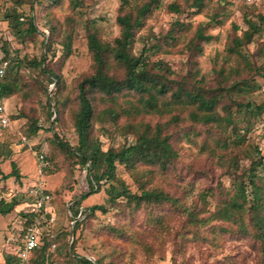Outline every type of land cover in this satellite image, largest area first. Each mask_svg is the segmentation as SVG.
<instances>
[{
    "label": "rangeland",
    "instance_id": "374dc122",
    "mask_svg": "<svg viewBox=\"0 0 264 264\" xmlns=\"http://www.w3.org/2000/svg\"><path fill=\"white\" fill-rule=\"evenodd\" d=\"M30 1L32 3L20 6L19 11L34 17L39 29L38 35L34 39L26 40V43H21L8 28L2 13L5 8L13 5L14 0H0L1 43L7 39L14 52L19 50L21 58L41 57L42 53L46 52L42 43L45 35L49 34V38L56 42L60 41L64 29L68 27L67 17L74 16L76 24L72 53L67 56L66 50L56 49L47 54V63L62 76L65 85L61 95L68 98V103L62 106L59 121L54 125L55 131L62 139L75 144L77 134L74 130L72 110L77 107L76 86L80 79L93 72L86 26L94 23L103 38L108 40L118 36L120 27L116 17L122 0H82L83 5L78 12L73 11L71 0ZM144 1L129 0L132 6L140 5ZM217 1L219 0H213V3L200 14L193 16L190 13V17H180L170 11L168 5L173 2L184 5L186 0H158V6L145 18L144 25L137 33L138 39L141 36L146 37L151 60H164L170 64L174 71L171 76L173 79L198 84L206 89H216L227 87L235 80L252 75L247 72L242 76L237 74L240 61L237 56L229 55L226 51L230 38L237 32L241 33V30L235 29V24L245 27L243 15L250 1L221 0L226 1L223 5L228 11L220 14L216 21H211L210 25L205 27L206 33L213 38L202 43L203 54H199L197 50L191 51V38L199 26L212 16ZM257 3L255 11L264 12V0H258ZM176 19L190 21L192 25L188 33L185 35L181 33L185 39L155 50L153 45L167 35ZM52 26L56 28L54 33L51 31ZM143 45L140 40L136 41L134 50L142 49ZM257 47L254 43L246 44L242 50L261 64L263 59L257 56ZM6 60L9 62L6 76L17 78L21 75L26 85L21 82V90H15L3 103L9 118L6 126L0 124V142L9 143L13 154L3 160L1 169L4 173L10 172L11 163L15 161L22 175L20 180L11 177L3 182L6 184L4 195L8 199L14 195H24V202L13 212L0 214V264H6V255L19 253L21 232L26 221L23 213L30 211H39V215L33 219L34 226L41 236V243H44L43 236L46 235L49 240H56L50 251H54L56 243L72 244L75 240V251L78 255L93 261L101 258L105 264H264L262 254L247 238L223 234L217 236L215 242H206L195 237V228L190 224L187 215L168 204L162 205L159 207L160 210L156 209L152 213L140 210L132 216L111 206L106 200L104 189L83 199L81 195L89 190L88 172L75 158L56 149L52 142L53 130L48 129L51 124L44 88L48 86V91L52 95L55 83L48 84L45 79L37 76V71L28 66L20 67L12 58ZM254 77L262 88L250 92L235 91L232 96L240 101L249 99L263 101L264 76L257 74ZM181 113L179 112L180 115H184L174 123L168 122L169 115L136 118L121 115L118 124L112 119L96 121L93 133L106 150L109 146H118L127 141V138L133 139V133L126 132L125 135L120 133L128 124L137 126L151 124L154 128L158 123H167L165 133L170 136V142L178 152L174 166L165 173L151 166H141V169L151 171L149 173L151 182L147 184V188L159 187L178 197L180 203L189 209H194L200 207L201 190L209 186L217 187L224 167L220 162L200 152L198 143L204 136L202 134L199 137L194 136V132L203 130L201 126L185 120L187 113ZM12 116L19 118L14 119ZM32 117L38 119L41 130L34 129ZM54 117L55 115L52 119ZM257 144L264 148V126L260 122L254 126L248 139V147L252 150ZM241 165L248 166L249 160L242 159ZM119 173L133 192L140 191L130 172L120 166ZM41 190L48 191L51 198L43 202L44 211L40 213V208L34 203L41 198ZM81 200L80 213L74 219L70 206ZM95 204H104L107 207L106 212L96 210L90 215L88 209ZM209 208L214 211L215 202ZM152 214L159 215L163 221L153 222ZM77 223L79 226L73 231ZM213 223L219 224L222 221L215 219ZM112 226L122 227V233L114 231ZM200 229L206 232L203 228Z\"/></svg>",
    "mask_w": 264,
    "mask_h": 264
},
{
    "label": "trees",
    "instance_id": "16d2710c",
    "mask_svg": "<svg viewBox=\"0 0 264 264\" xmlns=\"http://www.w3.org/2000/svg\"><path fill=\"white\" fill-rule=\"evenodd\" d=\"M28 2L31 1L14 0L11 7L2 11L8 28L21 43L34 39L39 33L34 17L19 11V7ZM225 2L221 0L215 2L217 5L213 9L212 16L199 26L190 40L191 51L197 50L199 54H203L202 43L209 42L213 38L206 33L205 27L209 26L211 21H216L220 14L228 11L223 5ZM257 2L258 0L249 3L243 15L245 27L235 24V29L241 30V33L234 34L226 45L228 54L237 56L240 61L237 74L242 76L247 72L252 75L235 80L227 87L216 89H206L198 84L175 80L171 77L174 71L168 62L151 60L146 37L141 36L138 39L137 33L144 25L145 18L158 6V0H145L136 6L130 5L129 0H122L116 17L120 33L112 40L103 38L94 23L88 24L86 37L93 72L80 79L76 86L77 107L72 110L74 130L77 134L75 144L62 139L55 131L54 125L59 121L62 106L68 103V98L61 95L65 85L62 76L47 63V54L56 49L66 50L67 56L72 53L76 24L74 16L67 17L68 27L64 29L60 41L51 40L49 34L45 35L42 43L46 52H43L41 57L21 58L19 50L14 52L10 48L9 41L5 39L1 43L2 37H0V62L12 58L20 67L28 66L37 71V76L45 79L48 84L55 83L52 95L48 91V86L44 88L48 119L51 124L48 129L53 130L52 142L56 149L75 158L78 164L86 168L89 190L81 195L83 199L104 189L106 200L111 206L132 216L140 210L152 213L156 209L160 210L159 207L162 205L168 204L187 215L190 224L195 228V237L206 242H215L216 237L223 234L235 238H247L264 258V148L259 144L255 145L253 150L248 147L249 134L254 126L258 122L264 126V100L240 101L232 96L235 91L250 92L262 88L254 77L257 74L264 76V12L255 11ZM212 3L213 0H186L184 5L173 2L168 8L180 17H190V13L193 16L200 14ZM71 5L73 11L78 12L83 2L71 0ZM191 28L190 21L174 20L167 35L158 39L153 45L155 50L162 49L164 45L170 46L183 41L185 38L181 33L185 35ZM51 31L52 33L56 31L55 26L51 27ZM138 40L144 45L142 49L135 51L134 44ZM252 43L258 46L257 56L263 59L261 64L242 50L244 45ZM21 82L26 85L21 75L17 78L5 76L2 81L0 103L3 104L6 97L19 90L22 86ZM176 111L187 113L185 120L201 126L203 131L194 132V136H204L198 143L200 152L220 162L224 167L217 187L209 186L201 190L200 207L194 209H189L188 206L180 203L178 197L159 187L147 188V184L151 182L149 178L151 171L141 169V166H151L165 173L174 166L178 152L171 144L170 136L165 133L167 123H158L154 128L151 124L138 126L128 124L120 133L123 135L126 132L133 133V139L127 138V141L118 146H109L106 150L93 133L96 121L112 119L118 124L121 115L134 118L169 115L168 122L174 123L184 115ZM31 122L36 131L42 129L38 119L32 117ZM12 154L13 150L9 143L0 142V214L2 215L13 212L24 202V195H14L10 199L4 195L6 184L3 182L11 177H15L16 180L22 177L15 161L11 163L10 172L4 173L1 169L3 160ZM242 159L249 160V165H241ZM120 166L132 174L138 183L139 192H133L129 188L119 173ZM81 202L82 200L74 202L70 206L74 219L80 213ZM213 202H215L214 211L209 208ZM88 210L91 215L96 210L106 212L107 207L104 204H95ZM43 211L44 205L40 207V213ZM38 212L23 213L26 221L21 232L20 247L23 245L24 232L28 227L35 225L33 218L39 215ZM160 218L155 214L151 217L155 223L159 222ZM215 219L222 223L214 224ZM78 226L79 223L74 225L73 231H76ZM200 228L206 232H202ZM112 229L119 231V234L123 230L122 227L114 226ZM38 238L39 246L30 252L28 258L30 264H105L101 258L93 261L78 255L75 251V240L72 244L56 243L54 251H50L56 240H49L46 235L43 236L44 243H41L39 231ZM5 261L6 264L22 262L18 252L6 255Z\"/></svg>",
    "mask_w": 264,
    "mask_h": 264
},
{
    "label": "built area",
    "instance_id": "2783aa9c",
    "mask_svg": "<svg viewBox=\"0 0 264 264\" xmlns=\"http://www.w3.org/2000/svg\"><path fill=\"white\" fill-rule=\"evenodd\" d=\"M247 1H255V0H247ZM9 62L7 60H3L0 62V92L2 90V81L6 76L7 68ZM0 123L2 126H6L8 124V116L5 111V107L2 103H0ZM41 198L34 203L37 208L42 207L43 202L48 201L51 198L50 194L45 193L44 190L40 191ZM23 245L19 249V256L22 260L21 264H30L28 262V258L30 252L39 246V238H38V230L35 226H30L26 229L23 234Z\"/></svg>",
    "mask_w": 264,
    "mask_h": 264
}]
</instances>
